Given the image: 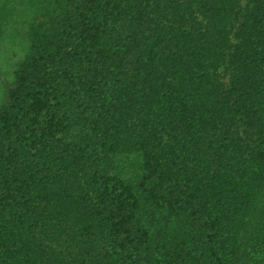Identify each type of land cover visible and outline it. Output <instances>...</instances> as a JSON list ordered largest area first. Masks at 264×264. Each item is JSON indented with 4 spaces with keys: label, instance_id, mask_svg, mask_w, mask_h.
<instances>
[{
    "label": "trees",
    "instance_id": "trees-1",
    "mask_svg": "<svg viewBox=\"0 0 264 264\" xmlns=\"http://www.w3.org/2000/svg\"><path fill=\"white\" fill-rule=\"evenodd\" d=\"M34 13L0 99V264H264V0Z\"/></svg>",
    "mask_w": 264,
    "mask_h": 264
},
{
    "label": "rangeland",
    "instance_id": "rangeland-1",
    "mask_svg": "<svg viewBox=\"0 0 264 264\" xmlns=\"http://www.w3.org/2000/svg\"><path fill=\"white\" fill-rule=\"evenodd\" d=\"M39 0H0V13L4 15L3 34L0 37V99L3 83L12 78L14 65L26 53L21 38L27 24L34 17Z\"/></svg>",
    "mask_w": 264,
    "mask_h": 264
}]
</instances>
